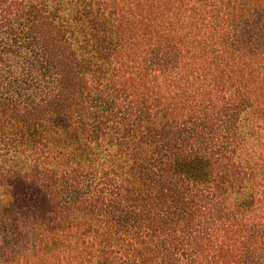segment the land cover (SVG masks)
Returning <instances> with one entry per match:
<instances>
[{"label":"trees","instance_id":"1","mask_svg":"<svg viewBox=\"0 0 264 264\" xmlns=\"http://www.w3.org/2000/svg\"><path fill=\"white\" fill-rule=\"evenodd\" d=\"M0 264H264V0H0Z\"/></svg>","mask_w":264,"mask_h":264}]
</instances>
